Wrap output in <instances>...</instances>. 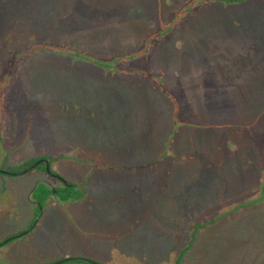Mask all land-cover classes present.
Instances as JSON below:
<instances>
[{"label": "rangeland", "instance_id": "obj_1", "mask_svg": "<svg viewBox=\"0 0 264 264\" xmlns=\"http://www.w3.org/2000/svg\"><path fill=\"white\" fill-rule=\"evenodd\" d=\"M191 1L136 0L133 7L141 12L130 9L128 20L107 15L77 31L20 37L18 49L53 39L57 46L112 60L162 34ZM177 26L153 47L148 70L162 72L176 93L188 119L181 130L170 125L171 101L138 86L140 76L56 54L28 58L16 69L0 62V136L16 149L13 161L26 159V165L30 157L53 154L84 190L66 200L54 196L53 207L43 215L40 207L32 228L33 217H21L17 193L23 207L38 211L41 190L34 184L41 169L0 174V240L19 235L0 245V264H50L68 256L102 264H264V204L251 212L253 205L248 212L232 206L238 195L260 188L263 161L251 145L235 155L226 146L218 149L207 125L220 119L216 103L231 92L232 106L246 102L245 109H235L239 115L264 117V82L254 92L249 84L241 91L233 82L221 86L264 65L257 55L264 53V0L211 3ZM243 36L251 46L258 42L259 50H245ZM203 107L205 115L195 113ZM161 151L167 153L158 157ZM224 201L229 210L222 211Z\"/></svg>", "mask_w": 264, "mask_h": 264}, {"label": "trees", "instance_id": "obj_2", "mask_svg": "<svg viewBox=\"0 0 264 264\" xmlns=\"http://www.w3.org/2000/svg\"><path fill=\"white\" fill-rule=\"evenodd\" d=\"M155 1L159 3V1L161 0ZM244 1L247 0H192L190 3H188V5H186V8L183 10V12H181L177 18L175 17L176 19L174 18L175 21L173 19L172 23L164 26L161 32L162 34H152L148 37V39L144 41L145 44L140 49L138 48L129 52L126 51L123 54L115 56L117 58L106 61L96 57L92 53L79 51L68 45L57 46L53 44L54 42L51 37L49 38L52 39V41L50 42H48V40L45 42L34 40L30 47L20 50L18 49V44L20 37H22V39L24 40H28V38L33 39L34 37L40 39L41 36H39V34H61L63 31H77V29H80L82 24H93L95 19L104 16L106 17L107 15L118 14L121 17L120 19L128 20L130 18V9L136 8L137 11L141 12V8H139L138 6L133 7L136 0H0V62L8 61L9 65H12V63H14L13 65L16 69V67L20 63H22V61L28 58L32 57L31 60L36 61L37 58L39 56H43L44 53L46 55L56 54L58 56H68L74 61L83 60L92 62L103 67L106 71L111 70L116 73H123L132 79L140 76L143 79L142 83L138 82V86H149L148 89L151 88L155 93L158 92L166 96L167 100L171 101V103L173 104L172 110H174L175 113L172 116L173 120L170 125L176 130L178 128L179 130H181L183 126H188V119L186 120L181 114V111L183 109L181 103L177 101L176 93L174 94V92L170 90L171 87L169 86L168 81L164 78L162 72H159L158 75L155 73L156 75H154L148 70V62H150V59L152 57V49H154L153 47L160 43L162 35L170 33V31H172L173 29L178 28L179 26L177 25L183 22L187 15L196 12L199 8L211 3L223 2L226 5L236 4ZM217 34L226 35L232 34V32L223 31ZM243 38L246 45L245 50L248 46H250V48L253 47V49L255 50H259L258 48L260 47V44H258V42H252L251 46L246 37L243 36ZM253 40L254 39L252 38L251 41ZM203 41H206V39H203ZM8 55L10 56V62L7 59ZM257 55L259 56L258 58H260L261 55V58H264V53H259ZM115 60L117 66L112 64V62L115 63ZM120 62L121 66H119ZM263 67L264 65L259 66V68H256L255 70L253 69V72L255 71L254 74L253 72H249L248 69L247 73V70L244 69L241 73H239L240 76H236L237 79L236 77L230 76L231 78L228 80V82L225 85L221 86L225 87L226 85L233 82V84L230 85L233 87L238 86L241 91L242 88L248 86L249 84V87L251 88L250 92H254L255 87H259L261 85V82H264ZM243 77H245V79L244 81H241ZM238 79L240 81L235 82ZM231 86L229 88H231ZM155 93H152V95H154ZM239 94H237L236 96L239 97ZM232 96L233 94L231 92L229 93V97L225 96L222 98V101L216 103V108L222 111H219L220 119L222 118L221 120L224 122H218L220 120L219 119L207 125H209L210 128L215 132V137H217V139L215 138V141L217 142L218 140L219 143L218 149L226 146L229 149L230 153L235 155L236 152L247 149V145H251L253 151H256L260 155L259 159L263 161L261 170L263 176L264 117L259 113L256 115L254 114L253 117L252 115L246 116L245 118L242 117L236 112L235 109H237V111L238 109H245L246 102L240 106L241 103L240 101H238L232 106L233 102L228 100L232 99L233 101V98H231ZM175 103L177 104L176 106ZM203 109L204 107L196 111L195 113L199 115V112L202 111V113L205 115L206 113L203 112ZM234 112H236V114ZM190 123L193 125V127L196 126L195 123L193 124L192 120ZM171 135L168 136V139L173 138ZM166 153V151H161V154L158 157H161ZM41 166H44V164H41ZM25 167L26 165L20 168ZM59 191L65 192V195H63V200L68 199L69 195L71 197H75L83 192L82 189L76 187V184H72L71 187ZM71 191H73V193H71ZM224 204L225 208L222 211L229 210L230 207L228 201H224ZM259 204H264V176L261 178L259 189L252 191L248 190L246 191V194H244V196L238 195V197L234 199V202H232V206H236V209L239 208L241 210L247 209V206L249 205H253L254 207H256V205ZM250 209H253V207ZM61 262L64 261H58L50 264H58ZM177 264H180V261L177 262Z\"/></svg>", "mask_w": 264, "mask_h": 264}, {"label": "flooded vegetation", "instance_id": "obj_3", "mask_svg": "<svg viewBox=\"0 0 264 264\" xmlns=\"http://www.w3.org/2000/svg\"><path fill=\"white\" fill-rule=\"evenodd\" d=\"M3 134H5V133L1 132L0 135H3ZM1 138L4 140V141H2V143H3V145H6V147H4V148L7 149V153H8L6 155V157H4V158H2L3 155L0 156V174L1 175L26 174L28 172L35 170V169H38V170L41 169V170H39L40 171L39 173H41L42 175H40V178H38L34 184L35 190L37 187H38L37 189L41 190L39 192L40 193V199L37 200L38 203H35L36 204L35 206H36V208H38V211L31 212L29 210V207H26V208L23 207V205L26 204L25 203L26 201L24 202L25 199L23 200L21 198L22 194H20L19 192L17 193L18 199H19L18 205L21 206L20 207L21 208V217L23 220H26L29 216H32L33 218H31L30 221L33 222L32 228H34V226H36L40 220V217L38 216L40 213V207H41L42 215H43L44 211L47 209V207L48 206L53 207L54 203L56 202L54 200V196H58V197H60L61 200H63V195H65L64 194L65 192L59 191V190H65V189L71 187L72 184H76L77 188H80V187L78 186L77 181L74 178H71L69 176L68 172L66 170H64L63 166L60 165L58 157H56L53 154L35 155L33 157H30L28 159V163L26 164V167L20 168V167L24 166V164H25L24 162L26 159H24V161L19 162V163L14 162L13 161V157H14L13 151L16 149L10 148V146L7 144V141H6L7 139L5 138V135H4V137L0 136V139ZM41 158L48 159V161L50 163L51 172H49L47 170L45 161H42L39 164H37L35 167H32L31 169L27 170V168H29L32 164H34V162H36L38 159H41ZM41 164H44V166H41ZM53 173H55L57 175H55ZM20 191H22V190H20ZM47 191H48V193H47ZM82 191L84 192L83 189H82ZM71 193H73V191H71ZM90 193H91V191H90ZM45 194H47V195H45ZM70 198H72V197L69 195L68 199H70ZM43 204H44V206H43ZM17 236H19V235H17L15 233L14 235L9 236L5 240L1 239L0 245L6 244V243L14 240L15 237H17ZM184 250H186V248ZM184 250L182 249L181 252H183ZM81 259H83V258H81ZM181 263H182V261L180 260V264Z\"/></svg>", "mask_w": 264, "mask_h": 264}, {"label": "water", "instance_id": "obj_4", "mask_svg": "<svg viewBox=\"0 0 264 264\" xmlns=\"http://www.w3.org/2000/svg\"><path fill=\"white\" fill-rule=\"evenodd\" d=\"M42 161L46 162V168L49 172H51L50 163H49L48 159H45V158L38 159L36 162H34V164H32L29 168H27V170L31 169L32 167H35L37 164H39ZM53 174H55V173H53ZM55 175H57V174H55ZM75 258H77V257H69L68 256V257H65L64 259H61L59 261H68V260L75 259ZM83 260L88 261V262H92L93 264H102L96 260H93V259L87 258V257H84Z\"/></svg>", "mask_w": 264, "mask_h": 264}, {"label": "crops", "instance_id": "obj_5", "mask_svg": "<svg viewBox=\"0 0 264 264\" xmlns=\"http://www.w3.org/2000/svg\"><path fill=\"white\" fill-rule=\"evenodd\" d=\"M262 204H259V206H256V208L255 207H253V209H263V207H260ZM253 209H250V212L251 211H255V210H253ZM244 210V209H243ZM249 210H247V212H248Z\"/></svg>", "mask_w": 264, "mask_h": 264}]
</instances>
